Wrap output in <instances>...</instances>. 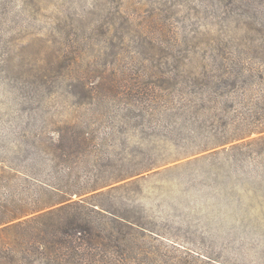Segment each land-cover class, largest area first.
I'll list each match as a JSON object with an SVG mask.
<instances>
[{
  "label": "rangeland",
  "instance_id": "rangeland-1",
  "mask_svg": "<svg viewBox=\"0 0 264 264\" xmlns=\"http://www.w3.org/2000/svg\"><path fill=\"white\" fill-rule=\"evenodd\" d=\"M235 46L263 53L230 56ZM228 60L264 68V0H0V159L33 164L63 187L89 170L113 173L109 164L38 158L35 143L57 137L65 120L95 121L80 116L77 78L94 86L127 76L157 82L177 70L197 75L202 65L215 75ZM207 103L211 116L183 121L173 114L176 98L157 97L126 122L114 114L142 104L111 95L97 104L103 116L93 125L116 127L107 143L118 144L102 148L104 156L122 158L129 174L90 193L111 192L139 223L125 264H264V128L219 141L244 123L262 125L264 85ZM11 188L17 197L31 192L21 174Z\"/></svg>",
  "mask_w": 264,
  "mask_h": 264
},
{
  "label": "trees",
  "instance_id": "trees-1",
  "mask_svg": "<svg viewBox=\"0 0 264 264\" xmlns=\"http://www.w3.org/2000/svg\"><path fill=\"white\" fill-rule=\"evenodd\" d=\"M227 52L230 56L247 52L258 56L263 53L260 46L251 49L235 46L228 48ZM220 68V73L215 75L210 74L205 65L197 75L191 70H185V74L177 70L173 79L160 77L157 82L127 76L106 81L101 79L100 84L94 86L77 78L73 87H78L79 92L77 90L73 95L80 99V107L83 108L80 116L95 121L79 123L77 119L74 122L65 120L57 137L51 136L49 140L40 139L35 143L43 154L38 158L44 159L48 154L52 155L51 161H71L91 169L109 164L116 171L97 175L89 170L68 185L71 187H63L56 181H49L42 173L33 171V164L19 169L0 159V225L30 214L0 229V264H125L127 241L139 223L116 207L110 198L111 192L106 196L90 193L99 185L129 174L122 171L125 167L122 158H112L107 148L109 156H104L102 148L118 144L107 143L116 135V127L114 121L104 126L93 125L103 116L96 106L110 95L119 96L129 105L142 104L138 112L130 107V110L114 114V118L126 122L133 117L144 116L148 101L157 97L163 100L176 98L178 106L173 111L174 116L183 121H198L200 116H211L212 106L207 102L216 101L218 95L229 96L234 101L247 95L248 90L264 85V68L253 67L250 62L228 60L222 62ZM152 91L160 92L156 95ZM161 113L164 116L168 114L165 106ZM259 122L262 123L260 127L244 123L239 132L219 141L223 143L230 137H244L261 130L264 122ZM230 125L228 121L224 122L225 127ZM237 147L239 145L231 149ZM139 171L140 168H137L129 172L134 174ZM20 174L24 180L30 181V195L17 197L11 188V181ZM87 193L90 194L84 195Z\"/></svg>",
  "mask_w": 264,
  "mask_h": 264
}]
</instances>
